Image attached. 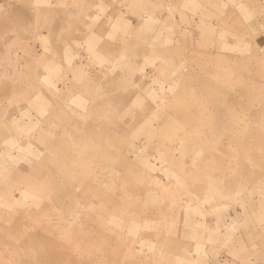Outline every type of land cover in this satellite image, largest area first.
Listing matches in <instances>:
<instances>
[{
	"label": "rangeland",
	"instance_id": "obj_1",
	"mask_svg": "<svg viewBox=\"0 0 264 264\" xmlns=\"http://www.w3.org/2000/svg\"><path fill=\"white\" fill-rule=\"evenodd\" d=\"M0 20V264H264V0Z\"/></svg>",
	"mask_w": 264,
	"mask_h": 264
},
{
	"label": "crops",
	"instance_id": "obj_2",
	"mask_svg": "<svg viewBox=\"0 0 264 264\" xmlns=\"http://www.w3.org/2000/svg\"><path fill=\"white\" fill-rule=\"evenodd\" d=\"M10 5V8L12 7V6H14V4L12 5L11 3L9 4ZM3 23L6 25V24H11V22H12V15H10V14H5L4 16H3ZM1 21V20H0Z\"/></svg>",
	"mask_w": 264,
	"mask_h": 264
}]
</instances>
